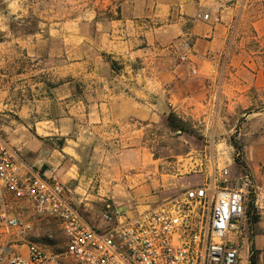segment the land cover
Instances as JSON below:
<instances>
[{
	"label": "crops",
	"instance_id": "crops-1",
	"mask_svg": "<svg viewBox=\"0 0 264 264\" xmlns=\"http://www.w3.org/2000/svg\"><path fill=\"white\" fill-rule=\"evenodd\" d=\"M50 1L13 0V28L0 10V136L24 173L57 174L101 225L108 206L144 211L190 186L160 174L171 113L205 139L208 178L231 168L236 132L258 217L239 264L254 250L264 264V0Z\"/></svg>",
	"mask_w": 264,
	"mask_h": 264
},
{
	"label": "built area",
	"instance_id": "built-area-1",
	"mask_svg": "<svg viewBox=\"0 0 264 264\" xmlns=\"http://www.w3.org/2000/svg\"><path fill=\"white\" fill-rule=\"evenodd\" d=\"M24 169L0 136V264H239L249 175L232 186L228 167L214 169L201 185L144 211L106 207L98 227L68 198L57 174ZM46 220L63 234L59 252L31 237Z\"/></svg>",
	"mask_w": 264,
	"mask_h": 264
},
{
	"label": "rangeland",
	"instance_id": "rangeland-1",
	"mask_svg": "<svg viewBox=\"0 0 264 264\" xmlns=\"http://www.w3.org/2000/svg\"><path fill=\"white\" fill-rule=\"evenodd\" d=\"M15 1L22 7L23 10L27 11L30 7H34L38 2L43 3L44 0ZM51 1L53 3L54 10H59L62 6L70 4L69 0ZM0 10L5 11V19L11 23V28L14 26L16 27V23L25 18H16V16L12 15L13 0H0ZM186 126L188 129L182 134L181 131L171 130L172 134H168V139L162 143V146L165 147V149L156 155V158L160 159V174L165 176L179 174L175 180H178V188L182 190L184 189L182 186L183 184L187 183L190 185L189 187L201 185L210 178H208L209 168H206L207 160L211 158L210 154L200 150L201 148L203 150V147L206 145L205 139L198 132V129L192 128L190 125H187V123ZM179 136L180 138H178ZM236 137L237 133L235 132L234 135L230 137V144L232 145L233 142L234 144L237 143L240 146H244L243 140ZM236 156H239L241 161L245 163L243 153H240L236 147H234V151H231V153L227 155L226 158L231 160L232 163L230 166L231 168L229 169L230 183L232 186L241 184V179L247 175V171L239 164H236ZM214 171L215 170H213V172ZM254 198L255 194L252 188L248 194L246 218L244 222V233L246 232V236L250 237V240L252 237V230L250 226L255 222L254 217L257 216L253 203ZM36 221H38V219H36ZM91 221V223L99 227V224L95 222V220ZM31 237L42 243V245L47 246V249L51 251L59 252L62 250L63 234L53 221H43L40 226H37L35 233L31 234Z\"/></svg>",
	"mask_w": 264,
	"mask_h": 264
},
{
	"label": "trees",
	"instance_id": "trees-1",
	"mask_svg": "<svg viewBox=\"0 0 264 264\" xmlns=\"http://www.w3.org/2000/svg\"><path fill=\"white\" fill-rule=\"evenodd\" d=\"M167 125L168 127L171 129V130H174V131H181V134L182 133H185L187 131V126H186V123L183 122L181 119H179L175 114L171 113L168 117H167ZM232 145L234 147L237 148L238 151H240V153L242 152L243 150V146H240L238 145L237 143H233L232 142ZM235 162L236 164H239L240 166H242L246 171H247V175H249V172L247 170V167H246V164L244 162L241 161L240 157L239 156H236L235 157ZM258 219V217H254V221L256 222ZM251 261H252V264H256V251L254 250L253 251V254L251 256Z\"/></svg>",
	"mask_w": 264,
	"mask_h": 264
}]
</instances>
